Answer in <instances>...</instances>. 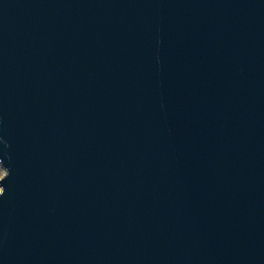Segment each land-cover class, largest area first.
Returning a JSON list of instances; mask_svg holds the SVG:
<instances>
[{
  "label": "water",
  "instance_id": "1",
  "mask_svg": "<svg viewBox=\"0 0 264 264\" xmlns=\"http://www.w3.org/2000/svg\"><path fill=\"white\" fill-rule=\"evenodd\" d=\"M0 264H264V0H0Z\"/></svg>",
  "mask_w": 264,
  "mask_h": 264
},
{
  "label": "rangeland",
  "instance_id": "2",
  "mask_svg": "<svg viewBox=\"0 0 264 264\" xmlns=\"http://www.w3.org/2000/svg\"><path fill=\"white\" fill-rule=\"evenodd\" d=\"M1 173H2V171H1V169H0V175H1Z\"/></svg>",
  "mask_w": 264,
  "mask_h": 264
}]
</instances>
